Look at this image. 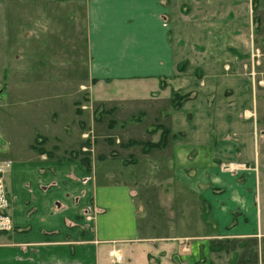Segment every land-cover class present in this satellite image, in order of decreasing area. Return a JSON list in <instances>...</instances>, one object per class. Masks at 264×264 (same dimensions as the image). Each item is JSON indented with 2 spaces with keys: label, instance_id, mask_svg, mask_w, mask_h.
<instances>
[{
  "label": "crops",
  "instance_id": "crops-1",
  "mask_svg": "<svg viewBox=\"0 0 264 264\" xmlns=\"http://www.w3.org/2000/svg\"><path fill=\"white\" fill-rule=\"evenodd\" d=\"M172 1L85 0L86 70L67 97L68 130H56L64 100L58 92L46 115L39 114L45 108L26 114L27 133L0 115L15 227L1 233L0 264H264V79L255 84L227 59L250 54L252 38L264 52V0H244L249 17L237 27L235 2L226 20L209 14L207 34L190 50L200 73L178 87L194 95L178 108L167 81L192 61ZM75 19L69 15L73 26ZM223 23L222 36L215 31ZM218 40L226 50L208 44ZM12 89L0 106L19 100ZM137 111L157 117L167 139L130 161V138L104 127L135 121ZM83 132L92 140L88 151ZM162 133L145 142H159ZM115 134L118 143L106 146ZM141 169L146 177L139 178ZM145 185L162 186V198L157 189L145 195ZM111 249L122 252V262Z\"/></svg>",
  "mask_w": 264,
  "mask_h": 264
},
{
  "label": "rangeland",
  "instance_id": "rangeland-1",
  "mask_svg": "<svg viewBox=\"0 0 264 264\" xmlns=\"http://www.w3.org/2000/svg\"><path fill=\"white\" fill-rule=\"evenodd\" d=\"M84 2L85 0H0V102L2 104L5 99H8V93L4 92L9 90L10 87L11 89L13 88L10 90L11 97L19 98V100H14V102L11 101V106H0V115L3 113L9 116L11 118L10 122L14 121L17 125L24 124L26 133L28 130L25 124L27 121L26 114L31 113L36 108L39 111L45 108L39 114L41 115L43 113L46 115L51 109V106L53 107V105L56 104L55 101L48 100L50 94H52L51 97H53L55 92L59 93L58 99H64L62 100L63 102L61 101L62 103H60L63 106L61 107L59 126L57 125L56 130L65 131V126L67 130L70 128V126L66 125L69 121L68 116L70 113L68 111L69 98L67 97L70 96L72 100L70 93L75 92L78 83L83 80V70H86V51L84 48L85 34H83L84 26L82 24ZM234 2V14L236 19H238L236 22L237 27V25L239 26L240 23L243 22L242 15L244 13L246 15L244 20H247L249 17L248 13L245 12L248 6L245 5L244 8V3H246L244 0L172 1V8L175 9L173 17L174 19L181 18L182 25L180 28L183 37L187 38L186 49L189 50L192 64L184 60V62L178 66V74H174V76L170 78L171 81H167V83H170L172 86L171 103L176 93L186 94L178 87H182L183 85L190 86L194 77L200 73L198 72L199 69L197 70L195 66L196 58L192 55L193 50L191 49L194 45L198 44L196 39H199L200 35L207 34L204 29L207 23L212 19L209 14L212 12L215 13L213 17H215L216 22L224 19L226 20L227 13L229 12L228 9ZM180 10L181 12H179ZM74 13L76 19L74 22L75 25L73 26V23L70 21L72 19L69 20V15L71 17ZM207 15H209V17H206ZM202 19H205V21H201ZM225 23H223L224 29L221 26L218 27V30L215 31L216 34L219 33L222 34V36L223 34H227V32H225ZM226 43V41L218 40L208 44L216 45V48L219 47V50L222 51L226 50ZM207 46L211 49L210 45ZM218 59L222 61V58ZM227 59L230 60V64L232 63L242 67L255 84L259 85L262 79H264V52L260 46L255 43L253 38L250 43V54L249 51L237 52L234 55L233 61L231 57ZM37 67H40L41 71H39ZM231 67L233 68V65H226V69L229 71L232 69ZM234 69L236 71L238 68L235 67ZM213 70H215V68ZM217 70H219V68H217ZM164 81L165 79H162V82ZM51 83H57L58 85L56 84V86H53V90L48 89L51 86H44L51 85ZM23 85H28L31 89H27V86L23 87ZM5 94H7V97ZM190 94L193 96L194 91L190 92ZM171 107L175 108L173 107V103ZM138 112L139 111H137L135 113L136 115L133 117L135 121H132V117H130L127 122L123 123L124 125H121L119 122L117 123L112 119V122H108L104 127L106 130L113 129L114 132L117 131V133L122 134L125 138H130V140L127 141L129 146L125 147H131V149L134 150L132 158H128L130 161H134L135 154L138 155L140 150L146 149L147 145H145L144 142L147 140L148 136L154 133L161 134L162 130H164V126L159 122L157 117L151 120L150 113H147L150 116L146 117L144 112V114L140 113V115L137 114ZM163 113H161V117L164 116ZM88 115L89 117L91 116V110H89ZM140 119L141 121H138ZM29 126L35 127L32 124H29ZM83 130H85V128H83ZM85 132H83L82 137L86 139L88 143L82 147V150L88 151L89 148H92L90 142L92 140L89 139V135ZM100 133L103 132L100 131ZM104 140L106 146H111L119 141L116 134L113 135V137H105ZM257 141L261 144L262 140L257 138ZM96 144L98 147L101 146V142ZM1 148L3 149V147ZM123 152L125 153L127 150H123ZM0 161H5L6 163L8 161L10 162L5 169L4 178L5 188L9 196L7 210L13 221L10 212L13 202L8 191L6 178L12 166V161L2 156H0ZM140 172L142 173L143 170H138L139 178L146 177V175H140ZM135 177L138 178V175H135ZM162 188L163 187L160 185H153L152 187L145 185L142 187V190L146 195L149 190L154 192V190L157 189L158 197L162 198ZM262 189L264 191V183L262 184ZM262 202L264 204V200ZM160 203H162L163 206L164 201L160 199ZM151 208H153L152 204ZM87 220L95 222L96 218L89 216ZM14 229L13 223L12 230ZM1 233L2 232H0V241L2 240Z\"/></svg>",
  "mask_w": 264,
  "mask_h": 264
},
{
  "label": "built area",
  "instance_id": "built-area-1",
  "mask_svg": "<svg viewBox=\"0 0 264 264\" xmlns=\"http://www.w3.org/2000/svg\"><path fill=\"white\" fill-rule=\"evenodd\" d=\"M9 163V161L7 163L5 161H0V232L13 229V221L7 210L9 196L5 188L4 178L5 169ZM109 255L117 262L123 261V254L118 249H111Z\"/></svg>",
  "mask_w": 264,
  "mask_h": 264
},
{
  "label": "trees",
  "instance_id": "trees-1",
  "mask_svg": "<svg viewBox=\"0 0 264 264\" xmlns=\"http://www.w3.org/2000/svg\"><path fill=\"white\" fill-rule=\"evenodd\" d=\"M190 97H191L190 93H186V94L176 93L175 96H174V100L172 101L173 107L178 108V107L182 106V104L186 100H188ZM166 134H167V130H163V133H162V136H161V141H159V142H144V144L147 145L146 148L148 147L149 149H152V148L164 146L165 141L167 139ZM139 143H141V142H139Z\"/></svg>",
  "mask_w": 264,
  "mask_h": 264
}]
</instances>
